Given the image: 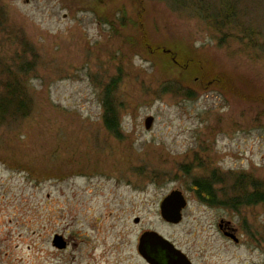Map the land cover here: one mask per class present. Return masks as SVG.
<instances>
[{"label":"rangeland","instance_id":"rangeland-1","mask_svg":"<svg viewBox=\"0 0 264 264\" xmlns=\"http://www.w3.org/2000/svg\"><path fill=\"white\" fill-rule=\"evenodd\" d=\"M8 73L30 106L0 118V264H147L146 230L192 264H264V203L193 189L214 170L230 204L240 174L264 183V0H0V90ZM175 189L172 224L159 204Z\"/></svg>","mask_w":264,"mask_h":264},{"label":"trees","instance_id":"trees-1","mask_svg":"<svg viewBox=\"0 0 264 264\" xmlns=\"http://www.w3.org/2000/svg\"><path fill=\"white\" fill-rule=\"evenodd\" d=\"M21 72V71H19ZM17 76V75H16ZM13 73H8L6 81L0 90V118L6 117L10 120L16 117H24L29 113L30 100L27 92ZM117 82L112 79L103 90V120L107 131L114 137L119 138L118 112L114 101V91ZM220 178L213 170L208 178H198L193 183V189L196 196L208 203H220L234 207L236 204L241 206L256 205L264 203V183L249 175L240 174L234 179L232 187L237 189V195L233 197L232 202L217 201L214 184L219 182Z\"/></svg>","mask_w":264,"mask_h":264},{"label":"water","instance_id":"water-1","mask_svg":"<svg viewBox=\"0 0 264 264\" xmlns=\"http://www.w3.org/2000/svg\"><path fill=\"white\" fill-rule=\"evenodd\" d=\"M152 123L153 117L147 116L144 120L145 129H149ZM186 203L180 190L175 189L170 191L159 204L161 217L168 223H179L182 219V210L186 206ZM137 221L138 219L136 218L135 222ZM225 235L230 234L226 232ZM231 237L234 242H238V238L235 235H231ZM52 243L59 249L66 247V241L58 234L54 235ZM136 249L138 254L148 264H191L188 257L181 250L176 248L167 238L153 230H146L140 234ZM160 251L165 252V261L159 259L158 255Z\"/></svg>","mask_w":264,"mask_h":264},{"label":"flooded vegetation","instance_id":"flooded-vegetation-1","mask_svg":"<svg viewBox=\"0 0 264 264\" xmlns=\"http://www.w3.org/2000/svg\"><path fill=\"white\" fill-rule=\"evenodd\" d=\"M221 223V226H220ZM218 230L220 232V234H222L224 236L225 239L227 240H232L231 235H235L236 236V230L235 228H233L229 222H225L223 220V222H221V219L218 222ZM229 233L230 235H225V233ZM233 241V240H232ZM234 242V241H233ZM237 243V242H235ZM177 248V247H176ZM179 249V248H178ZM180 250V249H179ZM159 259L161 261H165V252L160 251L159 255H158ZM190 260V258H188ZM145 261V260H144ZM146 262V261H145ZM147 263V262H146ZM190 263L192 264V261L190 260ZM148 264V263H147Z\"/></svg>","mask_w":264,"mask_h":264}]
</instances>
